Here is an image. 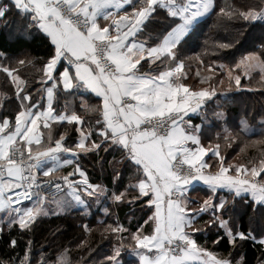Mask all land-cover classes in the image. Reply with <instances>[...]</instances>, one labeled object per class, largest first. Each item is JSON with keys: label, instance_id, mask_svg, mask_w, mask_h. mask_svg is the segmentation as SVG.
<instances>
[{"label": "snow or ice", "instance_id": "obj_1", "mask_svg": "<svg viewBox=\"0 0 264 264\" xmlns=\"http://www.w3.org/2000/svg\"><path fill=\"white\" fill-rule=\"evenodd\" d=\"M124 5H131V11L123 15L107 11ZM213 5V0H136L135 3L133 0H14L15 8L29 18L26 30L36 28L47 42L40 87L35 89L38 95H46V104L34 97L32 91L21 87L25 82L15 74L16 69L0 64V71L14 83L21 81L16 84L14 120L0 115V212L4 213L0 217V232L5 222L9 230L18 225L21 232L32 231L39 217L54 214L56 208L61 211L72 208V202L67 199H53L55 208L45 202V189L60 190L62 187L60 182L38 178L36 169L44 168L47 161L53 164L44 168V177L61 166H71L59 180L71 190L74 200L85 204L82 191L89 197H96L99 203L100 197L107 193L103 186L89 180L81 154L94 153L99 162L102 160L100 152L111 150L120 153L116 163L131 173L125 187L123 174L114 168L112 183L115 189L111 199L117 205L128 202L135 206L139 202L141 211L145 206L148 211L154 207V211L143 224H137L135 231L126 228L117 218L116 225L110 227L117 234L118 244L113 253L105 257L107 264H121L119 257L129 240L135 242L127 247L138 257L139 264H245L243 253L234 256L229 251L227 256H218L197 243L193 234L204 231L197 226L203 213L210 216L204 222L209 228L217 226L223 230L212 241L214 245L226 241L234 250L238 242L252 240L264 247V227H260L262 234L257 235L254 230H241L234 220L230 223L233 209L245 194L264 206V159L250 166H234L226 164L217 150L214 155L219 158L218 171H203L209 167L204 160L208 149L201 145L196 127L186 130L185 124L191 121H185L184 117L189 111H197L205 99L216 94L215 90H192L181 83L179 77L172 79L182 72V61L158 75L143 70L145 65L141 61L146 57L149 64L161 56L175 59L173 50L177 49L180 29L152 47L134 40L129 42L159 9L166 10L169 16L179 17L184 24L206 13ZM4 8L7 6L0 9ZM220 12L224 13L225 9L221 7ZM260 16H264V3L260 10L248 8L238 13V17L245 20ZM3 17L4 11L0 10V20ZM101 17L111 23L102 24ZM230 46L220 45L222 48ZM261 49L264 51V45ZM252 59L254 54L242 58L236 67H242L248 74L258 65L264 72V60L254 64L250 62ZM219 67L223 70L226 65ZM209 70L214 71L211 66ZM228 76L234 79L237 87L241 86V76L233 77L230 68ZM61 86L64 90L83 89L102 99V108L95 109L101 115L95 126L85 124L75 111L70 114L57 112L53 101ZM259 120L264 124V116ZM63 121L77 126V139L71 145L65 144V135L61 134L52 146L51 124ZM41 124L49 129L48 146L37 149L34 155L29 147V155L25 157L24 146L41 144ZM19 141H24V146L19 145ZM189 142L195 147H189ZM216 147L218 149L219 145ZM61 153L66 154V158H62ZM230 170L233 174H229ZM75 176L79 179H70ZM192 181H202L211 193L198 208L189 207L191 201L185 195ZM218 190H226L231 198L223 195L217 198ZM25 201H31V206L25 207ZM103 212L107 214L109 209L104 207ZM225 214H229V219ZM144 224L148 225L147 229ZM84 227L87 230L88 226ZM125 232L128 236L121 235ZM8 244L15 249L17 238L12 237ZM32 244L33 241L28 240L23 255L11 258L14 264H53L43 257L37 260L31 250ZM55 264L69 262L61 256Z\"/></svg>", "mask_w": 264, "mask_h": 264}, {"label": "trees", "instance_id": "obj_2", "mask_svg": "<svg viewBox=\"0 0 264 264\" xmlns=\"http://www.w3.org/2000/svg\"><path fill=\"white\" fill-rule=\"evenodd\" d=\"M211 11L199 20L191 30L190 34L178 45L175 61L167 56L152 62L146 63L144 71L158 75L177 61H182L184 68L180 81L192 90L204 88L214 89L213 98L205 101L202 116L193 118L195 124L201 125L200 140L205 147H216L219 145V152L226 164L250 166L258 164L264 159V124L259 118L264 116V75L255 72L249 78L242 76V71L237 68L242 58L254 54L260 60H264V21L245 20L238 17V13L248 8L260 10L264 0H214ZM0 9L4 11V17L0 20V64L16 69L20 76L21 87H26L33 92V96L41 99L44 104L43 94L38 95L35 91L40 87L39 77L42 75V65L47 57V42L43 33L36 28L26 30L29 18L17 10L10 0H3ZM225 9L224 13L220 8ZM180 19L169 16L166 10L159 9L148 19L139 37L149 46H155L177 25ZM221 44H229L230 47L222 48ZM24 60V64L19 61ZM221 64L234 68L241 76V86L225 79L226 72L219 66ZM209 66L214 71L209 70ZM224 79V80H223ZM6 73L0 71V115H7L14 120L17 107L15 102L16 84ZM224 81V85L221 84ZM54 108L57 112L71 113L75 111L83 117L85 124L95 122L101 115L96 108H102L101 99L86 93L82 89H75L66 92L61 88L56 92ZM76 125L54 124L51 126L53 136L52 144L61 134L67 138L66 144H73L78 136L75 131ZM44 131L45 146L48 145L47 134ZM227 137V139H226ZM102 160L99 162L94 153L87 156L81 155L82 166L86 170L89 180L94 184L107 187L109 196L104 199L105 207L109 212L105 214L100 207L95 208V200L88 199L92 209L87 213L82 209L71 208L60 215L39 217L34 224V230L24 231L14 225L10 230L7 225L3 227L0 236V264L9 261L14 256H22L26 250L28 240H32L31 250L35 258L55 262L57 254L66 252L69 256V264H107L105 257L113 253L114 247L118 244L117 234L111 231L117 222L123 224L132 231L136 230L137 224H143L152 211H141L139 202L132 206L128 202H121L117 205L111 199V193L115 189L112 183L114 168L123 174V186H128L130 172L116 163L120 158L119 152H100ZM113 157L116 160H113ZM211 169H219V160L208 157ZM134 182V181H133ZM65 195V194H62ZM211 195L208 190L197 189L192 191L190 196L194 207L199 205ZM230 197L229 193L218 192L219 196ZM196 200V201H194ZM215 202V201H214ZM196 203V204H195ZM241 208L243 210H241ZM229 219V214H225ZM210 216L204 213L198 218V227L204 229L193 235L197 243L218 256H227L232 251L234 256L243 253L245 264H264V247L258 242L248 240L238 242L233 250L226 241L219 245L212 243L223 230L217 226L209 228L204 222ZM234 220L241 230H254L261 235L260 227H264V206L252 201L248 196L239 200L238 206L231 213L230 223ZM84 225H87V230ZM145 229L147 224L143 225ZM107 229V230H106ZM121 235L128 236V233ZM16 237L18 246L13 249L8 241ZM134 241H126L125 247L119 257L121 264H139L138 258L134 257L127 244Z\"/></svg>", "mask_w": 264, "mask_h": 264}, {"label": "crops", "instance_id": "obj_3", "mask_svg": "<svg viewBox=\"0 0 264 264\" xmlns=\"http://www.w3.org/2000/svg\"><path fill=\"white\" fill-rule=\"evenodd\" d=\"M13 4H14V0H10ZM136 2V0H133V3H135ZM107 11H109V12H113V13H115L116 15H123L124 14V12H130L131 11V5H124V6H122L121 8H119V9H116V8H109V9H107ZM205 16L203 15H201V16H197V17H195L194 19H191L190 21H188L187 23H184V24H182V22H181V19L179 18V17H177V18H179L180 19V23L179 24H177L169 33H172V32H175L177 29H180V32H179V34H178V37H177V39H178V44H177V47H178V45L190 34V32H191V30L193 29V27H194V25L199 21V20H201L202 18H204ZM101 19V23L102 24H104V23H111V21H108V22H105V21H103V18L101 17L100 18ZM148 21V20H147ZM146 21V22H147ZM145 22V23H146ZM143 30V29H142ZM142 30L140 31V32H138L137 33V35L135 36V37H130L129 38V42H132L133 40L136 42V43H144L145 44V46L146 47H149L145 42H144V40H142L140 37H139V35H140V33L142 32ZM168 33V34H169ZM167 34V35H168ZM166 35V36H167ZM176 49H174L173 51H175ZM163 57H165V56H161V58H163ZM250 57V55H248V56H246L245 58H249ZM160 58V59H161ZM149 58H147L146 57V60H148ZM172 59V58H171ZM258 59V60H257ZM145 60V61H146ZM173 61L172 62H174L175 61V59H172ZM155 61H157V60H155ZM154 61V62H155ZM251 61H256V62H258V61H260V59L258 58V57H256L255 55H254V59H252ZM143 61H141V63H142ZM240 62H241V60H240ZM239 62V63H240ZM176 63V62H175ZM175 63H173L171 66H169L165 71H167L168 69H170V68H173V67H175ZM241 70V69H240ZM182 72H183V70H182ZM182 72L181 73H179V74H176L172 79H176L177 77H179V80H180V78H181V75H182ZM255 72H261L263 75H264V72H262V70H261V68H258V70H253V73H251V75L250 76H252V74H254ZM242 76H244L245 77V75H243L242 74ZM181 82V81H180ZM50 83V82H49ZM182 83V82H181ZM61 89L62 90H64L63 88H62V86H61ZM73 90H75V88H73V89H71V90H64V91H66V92H71V91H73ZM83 90V89H82ZM84 91V90H83ZM86 92V91H85ZM86 93H89V94H92V95H94L95 96V94L94 93H91V92H86ZM214 96H211L210 98H207V99H205V101H207V100H209V99H211V98H213ZM97 98H99V97H97ZM55 99H56V93H55V96H54V101H55ZM99 99H101V98H99ZM43 101H44V104H46V95L45 94H43ZM54 101H53V107H54ZM205 101L200 105V107L197 109V111H195V112H191V111H189L188 112V114H187V116H185L184 117V119H185V121H188V120H190L191 121V124H185V128H186V130H188V131H192V129L194 128V127H196L197 128V130H196V134L199 136V138H200V132H201V125H199V124H195L194 123V121H193V118H195V117H198V116H202V114H203V110H204V107H205ZM101 105H102V99H101ZM61 112H63V111H61ZM63 113H65V114H68V113H66V112H63ZM70 114V113H69ZM54 124H68V122L67 121H63V122H52V124H51V126L52 125H54ZM71 125V124H70ZM72 125H75V124H72ZM198 126V127H197ZM40 128H41V132H42V136H41V144L40 145H36L35 143H33L31 146H24V141H19V145H22V146H24V155H25V157H27L28 155H29V151H28V148L29 147H31V149H32V154L34 155L35 154V152H36V150L37 149H40V150H43V148L44 147H47V146H45V143H44V140H45V134H44V131L45 130H48L47 128H44L43 127V125L41 124L40 125ZM201 141V140H200ZM66 142H67V138L65 137V141H64V143L66 144ZM201 145H202V143H201ZM52 146H54V144H52ZM189 147H195V145H192L191 144V142H189V145H188ZM203 147H205L204 145H202ZM205 148H207L208 149V153H207V155L204 157V160L206 161V162H208V157H213V158H215V159H217V160H219V158L216 156V155H214V151H219V149H217V147H212V148H210V147H205ZM220 153V152H219ZM82 155V154H81ZM61 157L62 158H66V154H63V153H61ZM26 162H31V161H27L26 160ZM52 164H53V162L52 161H47V163L44 165V168H47V167H51L52 166ZM209 164V163H208ZM44 168H39V169H36V173H37V176H38V178L39 179H41V178H45L43 175H42V172H43V170H44ZM71 170V166H61L58 170H56V169H54V171L50 174V176H48V177H52V176H56V175H61V174H65V173H67L68 171H70ZM203 171H205V172H213V171H218V169H215V170H212L211 169V165L209 164V167L208 168H206V169H204ZM229 174H233L232 173V171L230 170V173ZM5 179H7V177L5 176L4 177ZM75 179L76 180H78L79 179V177L78 176H75ZM101 186H103V185H101ZM104 188H105V191H106V193H107V195H102L101 197H100V202L99 203H95V205H93V203H92V205H93V207L95 206V208H97V207H100L101 209H102V211H103V208L105 207V203H104V199L107 197V196H109V190L107 189V187H105V186H103ZM187 188H188V191L185 193V195L188 197V199L191 201V204L189 205V207H193V208H195L194 207V203H193V201H192V198H191V196H190V193L193 191H196L197 189H205V190H208V187H207V185H205L202 181H192L188 186H187ZM209 191V190H208ZM210 192V191H209ZM218 192H226V193H228L226 190H218ZM81 196H82V199H84L85 200V204H79V203H77L75 200H74V197H73V194H72V192H71V190L69 189L68 190V192L67 193H65V195L71 200V202H72V208H74V209H82V210H84V211H86L87 213H89V211L92 209V205L90 204V202H89V200L88 199H93V200H95V202H96V197H89L88 195H87V193H84V192H82L81 191ZM245 196H248V197H250V195L249 194H245ZM110 197V196H109ZM251 198V197H250ZM194 201H196V200H194ZM47 203V202H46ZM48 205H49V207H51L52 206V204H49V203H47ZM196 204V203H195ZM31 206V205H30ZM153 211H154V207H153ZM204 214V213H203ZM203 214H201V215H203ZM4 216V213H2V212H0V217H3ZM7 224H6V222L4 223V226H6ZM3 226V227H4ZM3 232V231H2ZM2 232H0V236H1V234H2Z\"/></svg>", "mask_w": 264, "mask_h": 264}, {"label": "rangeland", "instance_id": "obj_4", "mask_svg": "<svg viewBox=\"0 0 264 264\" xmlns=\"http://www.w3.org/2000/svg\"><path fill=\"white\" fill-rule=\"evenodd\" d=\"M213 1H214V0H213ZM212 8H213V6L209 9V11H207L206 13H203V14H201V15H202V16H203V15L206 16V15L211 11ZM193 10H194V9H193ZM201 15H199V16H201ZM258 20L261 21V22H263V21H264V16H260V17H258ZM257 60H258V59H257ZM260 61H261V60H260ZM250 62H251V63H254V64L257 63L256 61H250ZM229 68H230V67H227V66H226V67L223 69V70L226 72V75H225L226 77H225V79L235 84L234 79H230L229 76H228V69H229ZM258 68H260V67L257 65L256 67L252 68L248 74L245 73V71H244V69H243L242 67H241L240 69H241V71H242V74L245 75V77L249 78L250 75H251V73H253V70H258ZM230 69H231V71H232L233 77H234L235 75H238V74L236 73V70H235L234 68H230ZM223 80H224V79H223ZM221 84L224 85V81H222ZM43 195H44L45 202H47V203H49V204H52L51 207H53V208H55V205L52 203V200H53V199H57V200L67 199V200L71 201L66 195H59V196H52V195H46V194H43ZM64 212H65V211H61L59 208H56L54 214H51V215H49V216L60 215V214H62V213H64ZM49 216H47V217H49ZM129 244H131V243H129ZM133 255H134V254H133ZM61 256L65 257L66 260H67L68 262H70L69 256H68V254H67L65 251L62 252V253H60V254H57V255H56L55 262H57ZM40 257H43V258H44V255H40ZM134 257H136V256L134 255ZM136 258H138V257H136ZM37 260H40V259H37ZM55 262H53V264H55Z\"/></svg>", "mask_w": 264, "mask_h": 264}, {"label": "built area", "instance_id": "obj_5", "mask_svg": "<svg viewBox=\"0 0 264 264\" xmlns=\"http://www.w3.org/2000/svg\"><path fill=\"white\" fill-rule=\"evenodd\" d=\"M2 2H3V0H0V4ZM256 20H258V18ZM184 167L187 168L188 166L185 165ZM65 174H67V173H65ZM65 174L56 175V176H52V177L41 178V180H46V181L47 180H51L53 182H60L61 185H62V187H61L60 190H55L54 188H47V189H45L44 194H46V195H52V196H59V195H62V194L67 193L68 190H69L68 187H67V185L63 184V182L59 180V178L62 177L63 175H65ZM70 179H75V177H70ZM33 199H35V198H33ZM31 203H32L31 201H25L24 202V206L25 207L30 206Z\"/></svg>", "mask_w": 264, "mask_h": 264}]
</instances>
